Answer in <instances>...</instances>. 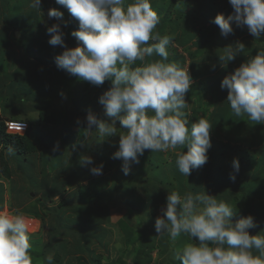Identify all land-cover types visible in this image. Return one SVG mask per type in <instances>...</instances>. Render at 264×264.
I'll return each mask as SVG.
<instances>
[{
  "label": "clouds",
  "instance_id": "1",
  "mask_svg": "<svg viewBox=\"0 0 264 264\" xmlns=\"http://www.w3.org/2000/svg\"><path fill=\"white\" fill-rule=\"evenodd\" d=\"M56 3L79 22L78 30L71 35L81 42L70 48L59 23L47 26L48 43L64 49L55 57L57 67L94 86L103 85L105 80L112 85L98 98L103 118L89 112L83 129L96 130L104 139L119 136V148L113 158L122 160L125 175L130 173L132 163H139V156L146 149L152 152L181 149L176 153V166L186 177L193 169L202 167L208 161L213 126L202 116L189 127L185 111L189 103L185 96L193 80L188 68L168 62L167 49L174 36H161L155 31L160 16L151 0H56ZM229 3L233 13L227 18L218 14L213 21L221 35L226 38L232 34L230 22L235 21L237 26H247L249 33L259 40L264 33V0H229ZM31 7L42 9L41 0H31ZM63 15L56 8L47 12L49 18L62 19ZM41 21L47 25L43 18ZM67 23L64 21L65 26ZM15 33L19 35L17 30ZM244 49L241 42L224 48V54L219 55L222 66L226 67ZM154 54L161 59L149 62L146 58ZM138 61L139 65L134 66ZM220 86L227 89L226 100L235 116L246 115L264 124V50H258L226 75ZM9 121L24 122L25 130H7ZM76 123L81 124L79 118ZM4 124L5 131L12 134H23L28 127L24 119H5ZM16 127L23 129L24 124ZM79 162L91 166L93 175L103 173V163L95 165L89 155H81ZM232 169L229 176L234 181L240 169L238 158H233ZM236 211V206L234 210L228 202L207 192L189 191L181 195L171 191L166 197V207L161 209L163 215L155 221V231L157 236L167 235L173 243L181 235L188 237L189 242L176 252L180 264H264V235L249 234L256 227L252 215L233 222ZM30 249L25 215L0 211V264H33ZM253 250L259 255H254ZM45 260L53 264L51 254Z\"/></svg>",
  "mask_w": 264,
  "mask_h": 264
},
{
  "label": "trees",
  "instance_id": "2",
  "mask_svg": "<svg viewBox=\"0 0 264 264\" xmlns=\"http://www.w3.org/2000/svg\"><path fill=\"white\" fill-rule=\"evenodd\" d=\"M167 1L170 2V0H151L152 7L155 11H157L158 15H161L162 12L165 11L162 2ZM172 1L177 2L178 0ZM128 2H131V0H128ZM28 4L29 0L0 1V46L3 47L4 51H6V43L18 45L26 58H29L27 60V62H29V65L35 64V67H38L41 71H43L44 77H53L56 80L64 79V81L66 82V88L55 87L53 79H50V81H52L53 83L48 87V89L44 90L40 85H37L36 88L32 89L30 87L26 88L24 86L26 82L23 77H21L22 71H20L10 63L8 57H5L6 54L0 53V103H2V113H0L2 114L0 115V179L14 178V174L16 172L14 167L17 168L19 174H24L25 176H27V178L29 179L28 185H30V187H33V189L31 190V188H29L25 190L24 192L27 193L26 196L30 199L32 198V195L39 197L33 200L34 206L28 208L29 211H24V209H27L28 207L24 205L21 212H23L27 216L39 218V215L41 214L40 210L41 208H43L44 213L48 215L53 214L54 216V222L52 223L51 227H49L47 231H45L48 237L47 241L40 247L38 252H33L32 258L33 260H45V257L51 254L53 256V259L58 260L57 263L53 264H62L63 261L58 252L59 247L63 249V252L66 255L76 253V251L78 252L82 248L81 246H78V249H76L75 245H73V247L75 248L74 251H72V248L68 249L65 246V242H68L66 236L72 237L74 241H79L80 239H84L86 237V239L88 240L91 237H96V229H98L102 224H106L107 222H109V206L110 204L112 205V203H115V199L119 196L121 198L128 199V202L133 205V210L138 212V217H140V221L138 222L143 223L145 221V218H143L144 214L142 215L140 213V208L136 207L137 203L132 199L134 197V194L137 193L138 186H140L139 178H141V176H145V178L148 180V185L145 188L144 192L146 201L152 211L156 210L159 204L166 206V197L168 195L167 190L169 189V187L166 190L165 186H162V180H157L155 178L153 179V182L151 181L152 179L148 177V175L141 174L142 172L147 173L148 170H150V165H153V162H155L153 159L148 158L147 149L144 151L143 155L139 156V163H135L138 171L134 172L133 164L130 173L126 176H122V178H120V183L116 187L109 188L108 190L106 188L101 189L100 185L95 182V178L92 180V182L89 183V185H82L81 183L90 175L89 169L86 171L85 176L81 181L76 180L78 179L75 177L76 173L83 170V168H87L86 165L82 166L80 164V156L84 155L87 151L89 152V149H87V151L80 150L78 152H75L72 157L67 159V152H63L65 150V148L63 149V146L66 147L67 144H72L75 141V139L73 140L74 137L70 132L71 122H74L77 125V132L82 134V136L84 135V120L79 117L81 124L78 125L76 123L78 118L73 120V116H85L83 113L79 114L78 112L80 111L74 108L70 112L66 113L67 115L65 116V120H63V123H61V119H59L58 117L55 118L54 116L52 117V114L48 113L44 105H46L47 99L51 97L53 98V94L57 91H59V93H57V96L63 94L61 98L65 101L66 89L72 88L74 96H76L75 104L80 105L79 107H82L86 105V102L88 100L91 101V95L93 92L91 91L90 93L91 86H89L88 83H83L82 85L76 83V78L73 75H70L67 71L59 69L55 61H51L52 64H50V61L46 59V57H36L33 51L38 48V46H41L44 43L45 37L48 36L47 26H51L54 23L69 21L68 29H64V27H62L64 25L62 24L61 29L65 33V38L73 39L71 32L78 30L79 22L71 16L66 8L57 4L56 0H42V9H34L38 10V14L35 12H31V10L29 11L27 9ZM185 4L192 7V9L190 10V14L188 16L187 12H184L185 7H183L178 12L179 17H185L183 19L185 25H187L188 22H191V25H194V23L197 22L202 29H204L205 31H209L212 37V39L209 40V42L212 41L210 44L218 43L221 46V42L224 43L231 40L232 44H235V39L239 36H242L244 30L243 26H237L235 21L230 22L234 29L233 33L226 38L221 35L219 26L213 22L214 18L218 14H223L225 18H227V16L231 15L232 13L230 12V10L224 8L223 5L218 7V2L216 0H185ZM46 8H48L46 14H44V17H42L41 12ZM51 8H56L63 12V18H49L47 16V12ZM164 16V18H160V23L157 25V29L155 30L160 34H163L164 30L166 29V25H170V30H172L173 32L177 24V21H171L170 14H165ZM42 18L44 21H47V25L41 21ZM16 30L19 32L18 36L15 35ZM184 38L188 39L189 37L185 36ZM71 39H69V41H72ZM180 42L183 41H179V43ZM202 43L200 42L201 45L199 44V49H203L204 44ZM210 44L208 51L213 49L215 59L218 61V54L221 51L224 53L225 50H223V48L218 49L216 45L211 47ZM258 44L260 45V47L255 49L252 56H255L258 50H264V38L260 39ZM167 50L172 49L168 47ZM149 58V62H151L152 60L161 59L155 54ZM168 62H176L181 67H183L184 55H182L181 53H175L170 59H168ZM138 63L140 62L138 61L137 64ZM236 68L237 67H234L232 63H227L225 70L229 74H231L235 71ZM197 75L198 73L196 72L190 74L192 79L196 78ZM9 79L11 80V83H9ZM16 82H21L23 84L21 86L12 87L11 84ZM6 83H9L10 85ZM111 86V81L105 80L102 88L99 91V95H102L103 92L108 90ZM14 89L17 91V93H14ZM209 89L210 88L205 89V92H210L211 90ZM223 93V90L217 93V97L215 96L216 99H220V96L223 97ZM14 98L19 102V107L21 106L25 111H29L27 112L29 115L30 113H35L36 115H30L29 117H27V119H24L27 121L28 127L23 134H12L5 131L4 120L13 119L8 118V116L11 114L9 111H11V109L14 107ZM97 98H99L98 95ZM68 101L69 99L67 100V102ZM196 110L197 109H195V111ZM229 117L230 115L226 110H215L210 114V117H205L213 126L210 131L211 147L209 149L210 157L207 161V172L203 173L206 176L205 179H207L209 183L206 184L204 189L202 190V188L200 187V183H198L199 181H196L197 184L196 182H194L196 180L194 176L202 175V172L199 171V174L197 172H193L189 175L191 182L186 179L187 182L185 187L187 188L184 189L183 187H181V181L184 176L182 177L183 174H181L179 170H175L176 179H181L177 182L178 186L175 191H178L181 195L189 191L197 193L201 192V190L209 193L212 188L220 187L221 173L219 169L214 167V165L221 157L226 155L227 149H231V145L221 141L220 139H217V136L213 133L214 129H216L217 131L222 126H227L228 128L229 126H231L234 129V132L232 134L239 133L241 131L244 132L246 130L252 136L260 137L259 132L263 130V127H260L259 123L252 121L246 115L240 117L236 116L234 117L233 121L228 122ZM195 118L199 119L197 113L195 114ZM48 122L50 123V125ZM189 122L190 127L191 123L195 122V119L191 121L189 120ZM47 124L49 125V127L47 126ZM117 125L119 126L118 121ZM241 126L243 127L241 128ZM58 130L60 135L57 132ZM52 131L54 135L52 137H48V134ZM254 131H257V133H255ZM226 133L227 136L232 135L228 131ZM95 139H97L96 141H98V139L100 140V143L96 142L97 144H101L103 142L98 136V133H94L93 138L91 137L90 141H93ZM54 147H56V151H53ZM246 147L248 146L246 145ZM40 151H42L41 160L37 158ZM99 151L100 152L97 151V157H102L103 163L106 162L108 159L104 158V156H107L104 153V149H101ZM241 153H239V156L242 157V159L239 161V163L241 167L245 168V171L243 170L241 176H236V179L233 182H236L237 178L238 180L235 183L234 187H244L243 189L247 190L250 197H254V199L249 198L244 200L243 203H247V205L243 206V210H240L238 208L233 217L238 220L241 217L252 215L256 223V227L250 229L249 234L264 235V178L261 177V175L264 174V165L261 168L258 167V170L256 172L250 174L249 171L246 170L251 163L249 161V157L245 153ZM153 154L155 153L153 152ZM243 156L246 157L245 160L243 159ZM73 159L76 160V163L78 162V167L77 165H75L76 163L72 165L71 161H73ZM73 166L76 167L72 168L71 170V167ZM157 166L159 165H153L152 169L154 170V168ZM144 167L146 168V170H143ZM70 171L73 173L72 175H70ZM1 181L0 208L3 202V195L1 190V186L3 183H1ZM168 183L172 184L170 181H168ZM73 186L80 187V189H74ZM69 189H71L70 193L67 191ZM254 190H258V193H256ZM24 192H22V194ZM29 192H31L30 196ZM64 193L67 195L63 196ZM56 196L59 197L58 201H56L57 203L53 200ZM20 199H22V202L24 201L23 196H21ZM138 206L143 207L144 203H140L138 204ZM66 211L71 213L67 214ZM156 219V217L152 218V221L150 222L152 224L150 230L148 231V229H144L145 233L141 234L138 237V241L132 243V246L128 251V255L134 253L136 252L135 248L138 246L137 252L139 254H142V252L147 253L146 258L143 259L136 256L134 259L135 264H142L144 261L148 262L151 259V255L148 254V250L153 249V247L156 245L155 242H157L156 235L158 233H156L155 231ZM44 220L45 218L41 219V224H44ZM140 223L136 224L139 225ZM118 226H120V228L124 231L125 235L123 236V241L127 243L132 236V233L134 231L133 228L131 227V225L127 224L126 221L120 223V225ZM162 237H164V240L161 243V247H167L166 258H168V262L172 264H180L179 261L176 262L173 261V259L177 252V249H179L185 241H188V237L182 238L185 236L181 235L175 243H173L167 235L160 236V239ZM73 240L71 239L70 241L73 242ZM82 249H87L89 251V254H91L90 264H101V262L99 261L100 255H95L92 249H88L86 244H84V248ZM164 252L162 254H164ZM253 252L254 255H259L258 251L256 250H253ZM67 264L70 263L67 262Z\"/></svg>",
  "mask_w": 264,
  "mask_h": 264
},
{
  "label": "rangeland",
  "instance_id": "3",
  "mask_svg": "<svg viewBox=\"0 0 264 264\" xmlns=\"http://www.w3.org/2000/svg\"><path fill=\"white\" fill-rule=\"evenodd\" d=\"M0 1L2 2V0ZM216 1L218 2V7L223 5L224 8L230 10V12L233 13L234 10L230 5L229 0H216ZM162 4L164 6L165 11H163L162 14L159 15L160 18H164L165 14H170L171 21H174V20L177 21L175 30L173 32L172 30H170V25H166V29L164 30L163 34H161V36L165 34L174 36V41L172 42V44L169 45V48L174 51L168 50L169 52L168 59H170L175 53H181L182 55H184L183 68L185 69L188 68V71L190 74H192L193 72L198 73L196 78L192 79L193 83L190 86V89L188 93H186V96H185L186 101L189 103L188 109H185V111L188 113L187 118L190 121L195 119V122H196L198 120L195 118L196 113H197L198 118H201L202 116L210 117V114L213 113V111L215 110L216 111L226 110L230 115L228 122L233 121L234 117L236 116L232 113L229 103L226 100V97L228 94L227 89H221V86H220L222 79L226 75H229V73L225 70V66H222V62L220 61V59H218V61L215 59V56L213 54V49L208 51L209 44L212 42V41L209 42V40L212 39L210 32L202 29L197 22L194 23V25H191V22H188V24L185 25V23L183 22V19L185 17L182 18V17H179L178 15L179 10H181L183 7H185L184 12L185 13L187 12L188 16L190 14V10L192 9V7L190 5L185 4V0H178L177 2H173L172 0H170V2L169 1L162 2ZM27 9L29 11L31 10V12H35L38 14V10H34V8L31 7V0H29ZM47 9L48 8L44 9L43 11L44 14H46ZM67 22H68L67 26H65L64 22L59 23V24L64 25L62 26L64 27V29H68L69 21ZM243 29L244 30H243L242 36H239L238 38H236L234 42L235 44L237 42L243 43L245 45L244 52L238 54L234 58V60L228 62V63H232V65L234 67L236 66L237 68L242 63L246 62L252 56L255 49L260 47V45L258 44L259 40L264 38V33H262L260 35L259 40H256V38L253 37L249 33L247 26H243ZM15 35L18 36L16 33ZM185 36L189 38L185 39L184 38ZM49 39H50V34L48 33V36H46L44 39L45 45L43 43L41 46H38V48H36L33 51V53L36 55V57H40V58L46 57V59L50 61L49 63L52 64L51 61H55V57L58 54L62 53L64 49L63 47L59 45H56V46L50 45L48 43ZM69 39L71 38H65V43L70 48L76 47L81 43L75 37L71 39L72 41H69ZM179 41H183V42L179 43ZM200 42L204 44L203 49H199ZM151 43L152 41H149V44ZM221 43H222L221 46L218 43L216 44L212 43L210 44V46L213 47L214 45H216L218 49L223 48L224 50V48L228 47L229 45H235V44H232V40L228 42H224V43L221 42ZM5 48L7 49L6 50L7 52L4 51L2 46H0V53L6 54L5 57H8V60L10 61V63L14 67L22 71L21 77H23V79L26 82L24 85L26 88L30 87L32 89V88H36L37 85H40L44 90L48 89V87L53 83L52 81H50V79L54 80L55 87H62V88L65 87L66 82L64 81V79L56 80L53 77H44L43 71H41L38 67H35V64L29 65V62H27L29 58H26V56L22 53L18 45L6 43ZM223 54L224 53L221 51L218 54V56L223 55ZM146 59L149 60L150 58L147 57ZM138 65L139 63L137 64V66ZM74 77L76 78V83H79L80 85H82L83 83H88V85L91 86L90 93L91 91L93 92L92 95L90 94L91 101L88 100L86 102V105L79 107L80 105L75 104L76 96H74L72 88H67L65 101L64 99L61 98L62 95L57 96V93H59V91L53 94V98L51 97L47 99V103L44 106L47 109L48 113L52 114V117L54 116L55 118L58 117L59 119H61L60 121L61 123H63V120H65V116L67 115L66 113L70 112L74 108L80 111L78 112L79 114L83 113L85 117H83V115H75L73 116V120L81 117L85 121V118L89 112H92L98 118H103V106L99 104L98 98H97V95L98 97L100 96L99 91L102 88V85L94 86L87 81L78 80L76 76ZM9 83H11L10 79H9ZM9 83H6V84L10 85ZM22 84L23 83L21 82L19 83L16 82L11 85L12 87H16V86H21ZM208 88H210L209 90L211 91L205 92V89H208ZM219 90L224 91L223 97L220 96L219 97L220 99H216L217 97L216 94L220 92ZM14 93H17L15 89H14ZM68 99L69 101L67 102ZM13 105L14 107L11 109V111H9L11 114L8 116V118L27 119V117H29L30 115L36 116L35 113H30L29 115L27 113L29 111H25L21 106L20 108L18 106L19 102L15 98L13 100ZM195 109L197 110L195 111ZM0 113H2V103H0ZM49 125L47 124L48 127ZM259 125L260 127H263V130L259 132L260 137H254L250 133H248V131L246 130L244 132L241 131L239 133L232 134L234 132V129L231 126H229V128L227 126H222L217 131L216 129H214L213 131L214 135L217 136V139H220L221 141L230 144L231 149L230 148L227 149L226 155L221 157L215 163L214 167L219 169L221 173V176H220L221 183H220V187L218 186L219 188H212L208 194L216 196L218 200H224L228 202L230 205L233 206L234 210H235V206L237 210L238 208L240 210H243L244 208L243 206L247 205V203H243L244 200L249 199V198L254 199V197H250L247 190L243 189L244 187H239V188L234 187L238 178L236 182H233V180L230 179L229 174L230 172L233 171L232 169L233 158H238L239 161L242 159V157L239 156V153L241 152L245 153L249 157V161L251 163H250V166L247 167L248 169L246 170L249 171L250 174L256 172L258 170V167L261 168L264 165V124H259ZM117 127L119 126L117 125ZM242 127L243 126H241V128ZM77 130H78L77 125L74 122H71L70 132L74 137L73 140L75 139V141L72 144H67L66 147L63 146V149L65 148L63 152L65 153L67 152V159L72 157V155L75 152H78L80 150L87 151V149H89V152L87 151L84 155H89L93 157L94 164L98 165L101 162L103 163V158L100 156H98L100 158L97 157V151L100 152L99 150L104 149V153L105 155H107V156H104V158L108 160L103 163L104 167H103V173L101 175H93L90 172L91 166H86L87 168H83V170L76 173L75 177L78 178L76 180L81 181L83 177L85 176L86 171L89 169L90 175L86 180H84L81 183L82 185H89V183L92 182V180L95 178L94 179L96 180L95 182H97L98 185H100L101 189L106 188L108 190L109 188L116 187L120 183V178H122V176H126L122 171V160L113 158V154L119 148V136L117 135V136H112V137H108L104 139L103 137L100 136V134L96 130L87 132L85 129L83 130L84 135L82 136V134L77 132ZM227 131L232 135L227 136L226 135ZM57 132L59 134V130ZM254 132L257 133V131H254ZM94 133H98V136L100 137L101 141H103L101 144H97V143H100L99 139L98 141H96L97 139L90 141V138L91 137L93 138ZM53 135L54 134L52 131L48 134V137H52ZM246 145L248 147H246ZM61 149H62V146H61ZM178 151H181V149H177L175 151L173 150L159 151V152H154L155 154H153L151 150H148V158L153 159L155 161V162L152 161L153 165L157 164L159 166L155 167L153 170L152 169L153 165H150L149 167L150 170H148L147 173L142 172L141 174L148 175V177L152 179L151 181H153V179L155 178L157 180L160 179L163 181L162 186H165L166 190L169 187V189L167 190L168 192L175 191L178 186L177 182L181 180V179L179 180L176 179V176H175V170L178 171V168L176 166V159H177L176 153ZM184 151L186 152L187 149L185 148ZM0 152H1V149H0ZM41 153L42 151H40L37 156L39 160H41L42 158ZM207 155L209 158L210 157L209 150H208ZM74 159L73 161H71L72 165L76 163V160ZM243 159L245 160L246 157L243 156ZM77 163L75 165H77ZM133 164H134V168H133L134 172H137L138 168L135 165V163L131 164V169L133 167ZM78 166L79 165H77V167ZM74 167L76 166L71 167V170ZM206 168H207V162L202 167H199V169L196 168L195 169L196 171L195 170L191 171V174L193 172H197L198 174H199V171L202 172V175L194 176V178L196 179L194 182L198 180L199 181L198 183H200V187L202 188V190L204 189L205 185L209 183V181L205 179L206 178L205 174H203L207 172ZM14 169L16 170L14 174V178L0 179V181L3 180L1 181V183H3L1 186L3 202L0 208V211H3V212L18 211L24 214L23 212H21L23 206L24 205L28 206L27 209H24V211H29L28 208L34 206L33 200L38 198L39 196L32 195L31 199L26 196L27 193H25L24 191L29 188H31L32 190L33 187H30V185H28L29 179L27 178V176H25L24 174H19L16 167H14ZM143 170H146V168L144 167ZM243 170L245 171V168L240 166L239 172L236 173V176L238 175L241 176V173H243ZM72 174L73 173L71 172L70 175ZM183 176L184 175H182V177ZM75 177H74V180H75ZM189 177L190 176L188 177L184 176V178L181 181L182 182L181 187H183L184 189L187 188L185 187L186 182H187L186 179H188L189 182H191V179ZM261 177L264 178V174H262ZM168 181H170L172 184H169ZM139 184L140 186H138L137 193L134 194V197L132 199L134 200V202L137 203L136 207L140 208V213L142 215L144 214L143 218H145V221L143 223L138 222L140 221V217H138L139 214L138 212L133 210V205L128 202V199L121 198L119 196L118 198L115 199L116 202L112 203V205L110 204L109 206V210H108V214L110 217L109 222H107L106 224H102L101 226H99L98 229H96L95 231L97 233L96 237H91L89 240L86 239L87 238L86 237L84 239H80L79 241L77 240L74 241L72 237L66 236V239H68V242H65V246L68 249L72 248L73 249L72 251H74L75 248L78 249L77 248L78 246H81L82 248H84V244H86L88 249H92L95 255L96 254L100 255L99 261L101 262V264H123V263L124 264H135L134 259L136 256L142 259L146 258V255H147L146 252H142V254H139L137 252L138 246L135 248L136 252L128 255V251L130 247L132 246V243L138 241V237L141 234L145 233L144 229H148V231L150 230V227L152 226V224L150 223L152 221V218L153 217L158 218L163 215V213L161 212V209L166 206L159 204L157 209L152 211L146 201V196L144 192L145 188L148 185V180L145 178V176H141V178H139ZM73 187L74 189H80V187H75V186ZM202 190L201 192H204ZM67 191L70 193L71 189ZM254 191L258 193V190H254ZM22 192L24 193L22 194ZM30 194L31 192H29V196ZM64 195H67V194L64 193L63 196ZM21 196L24 197L23 202H22V199H20ZM58 199L59 197L56 196L54 197L53 200L54 202H56L58 201ZM27 202H28V205H27ZM140 203H144V206L143 207L138 206V204ZM40 213H39L40 214L39 216L41 218L39 217L35 220L33 218L31 219L27 218V223L29 227L30 244H31V249H30L31 256H33L34 251L38 252L40 247L47 241L48 237L45 231H47V229L51 227L52 223L54 222L53 214L48 215L44 213L43 208H41ZM66 213L70 214L71 212L69 213L68 211H66ZM263 214H264V211H263ZM42 218H45L44 224H41ZM232 220L233 222H235L237 219L235 217H232ZM125 221L127 222V224L131 225V227L134 230L131 238L129 239L127 243L123 241V236L125 235L124 231L120 228V226H118L120 225V223L125 222ZM136 223H140V224L137 225ZM157 235H156L157 242H155L156 245L153 247V249L148 250L149 251L148 254L151 255L150 261L148 262L144 261L142 264H172L168 262V258H166L167 247L166 246L161 247V243L164 240V237L160 239V236H157ZM182 238H186V236ZM71 239L73 240V242L70 241ZM186 242H189V241H185L183 245ZM73 245H75V248L73 247ZM183 245L180 248H182ZM82 248L80 251L78 252L76 251V253L66 255L64 254L63 249L59 247L58 252L60 254V257L62 258V261H63L62 264H67V262L70 264H90L91 254H89V251L87 249L84 250ZM179 249H177V251ZM163 252L164 254H162ZM173 261H176V262L179 261L178 259H176V254H175ZM57 262L58 260L53 259V263H57ZM33 264H47V261L42 260V259H36V260H33Z\"/></svg>",
  "mask_w": 264,
  "mask_h": 264
},
{
  "label": "built area",
  "instance_id": "4",
  "mask_svg": "<svg viewBox=\"0 0 264 264\" xmlns=\"http://www.w3.org/2000/svg\"><path fill=\"white\" fill-rule=\"evenodd\" d=\"M18 124H24L23 129L16 127V125H18ZM6 125H7V130L14 131V132H18V131L22 132L23 130H25V127H26V124L24 122H22V121H9V122H6ZM25 217L28 218V219L33 218V217H30V216H25ZM33 219L35 220L36 218H33Z\"/></svg>",
  "mask_w": 264,
  "mask_h": 264
},
{
  "label": "water",
  "instance_id": "5",
  "mask_svg": "<svg viewBox=\"0 0 264 264\" xmlns=\"http://www.w3.org/2000/svg\"><path fill=\"white\" fill-rule=\"evenodd\" d=\"M178 208H179V206H178Z\"/></svg>",
  "mask_w": 264,
  "mask_h": 264
}]
</instances>
